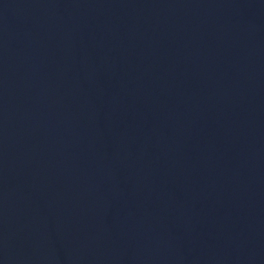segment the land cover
Masks as SVG:
<instances>
[{
	"label": "water",
	"instance_id": "obj_1",
	"mask_svg": "<svg viewBox=\"0 0 264 264\" xmlns=\"http://www.w3.org/2000/svg\"><path fill=\"white\" fill-rule=\"evenodd\" d=\"M0 264H264L243 0H0Z\"/></svg>",
	"mask_w": 264,
	"mask_h": 264
}]
</instances>
